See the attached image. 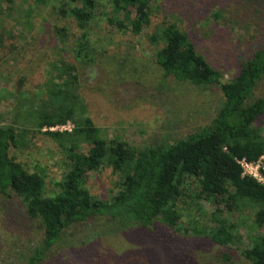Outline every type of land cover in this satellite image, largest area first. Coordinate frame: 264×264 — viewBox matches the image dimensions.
<instances>
[{
  "label": "rangeland",
  "instance_id": "374dc122",
  "mask_svg": "<svg viewBox=\"0 0 264 264\" xmlns=\"http://www.w3.org/2000/svg\"><path fill=\"white\" fill-rule=\"evenodd\" d=\"M237 1L155 0L149 7L148 24L132 35L107 24L110 6L107 0H98L86 30L97 56L91 66L76 69V81L68 86L99 137L141 148L170 144L206 127L221 103L218 87L196 88L163 77L154 63L161 43L151 44L148 37L161 23L174 22L193 39L197 52L220 73L221 81H230L251 51L245 43L253 44L251 37L258 38L264 29L260 22L264 15L253 9L235 15ZM59 6L57 0L45 5L16 0L9 7L0 2V125L11 122L15 99L22 93L28 101L22 111H37L39 98L45 99L40 92L45 91L48 79L55 78L53 67L59 62L73 63L72 43L80 32L72 19L58 16ZM213 13H220V17L214 19ZM61 26L69 33L64 43L53 34V27ZM258 96H264V82L254 89L253 97ZM74 114L78 118V112ZM254 126L264 138V115ZM23 128L27 130L25 145L10 149L9 155L28 173L41 171L44 195H52L57 191L54 183L65 171L64 153L41 134L45 129L32 134L31 125ZM71 128L67 122L49 131ZM117 183L118 176L104 163L87 173L84 187L90 196L108 201L115 195ZM183 189V196L176 201L180 219L175 232L161 224H156L155 233L150 235L137 227L115 230L103 217H96L67 228L41 264H224L219 257L222 252L230 256L226 264H248L239 250L264 233L263 227L253 224L254 206L239 204L229 213L220 206L223 213L218 216L213 203L195 198L193 179H184ZM23 213L17 199L2 200L0 196L2 264L20 263L41 238L38 226ZM211 215L235 226L234 244L223 249L203 237L202 233L214 225Z\"/></svg>",
  "mask_w": 264,
  "mask_h": 264
},
{
  "label": "trees",
  "instance_id": "16d2710c",
  "mask_svg": "<svg viewBox=\"0 0 264 264\" xmlns=\"http://www.w3.org/2000/svg\"><path fill=\"white\" fill-rule=\"evenodd\" d=\"M15 1L0 0L6 7ZM48 1L34 0L36 5H45ZM57 1L60 3L58 16L72 19L80 32L72 43L73 63L59 62L53 67L55 78L48 79L45 91L40 92L45 99L39 98L37 111H22L28 103L22 93L15 99L11 122L0 125V196L2 200L17 199L26 219L41 232L39 242L18 264H41L67 228L96 217H103L115 230L137 227L150 235L155 233V225L161 224L175 232L180 219L176 201L184 194V179L194 180L195 198L213 203L216 215L223 213L220 206L229 213L239 204L248 203L255 209L254 226L264 228V187L242 176L236 162L255 163L261 157L264 159V138L254 126L255 120L264 115V96L253 97L256 86L264 82V29L258 38L251 37L253 44L245 43L251 46L246 48L251 51L239 65L238 75L222 82L220 73L197 52L188 33L174 22L161 23L148 40L154 45L161 43L154 53V63L163 77L196 88L217 86L221 103L211 122L201 130L170 144L135 148L121 141L107 142L100 138L98 129L84 115V107L69 89L76 81V69L91 66L97 56L86 30L98 0ZM107 1L111 12L107 24L121 32L138 35L148 24L149 7L155 0ZM237 5L236 16L252 9L264 15V0H238ZM219 17L220 13H213L214 19ZM260 20L264 27V18ZM53 34L60 43L69 37L62 26L53 27ZM18 83L21 85L22 79ZM20 119L24 125L32 126V134H40L45 129L41 134L54 141L64 153L65 171L54 183L57 191L52 195H44L41 171V174L28 173L9 155L10 149L25 145L27 130L20 125ZM67 122L72 124L70 131L48 130ZM81 145L86 148L82 150ZM104 163L118 176L117 191L108 201L90 196L84 187L87 173L97 171ZM211 217L214 225L202 231L203 237L223 249L234 244L235 226L214 215ZM238 253L248 264H264V233ZM219 257L224 264L230 262L227 252Z\"/></svg>",
  "mask_w": 264,
  "mask_h": 264
},
{
  "label": "built area",
  "instance_id": "2783aa9c",
  "mask_svg": "<svg viewBox=\"0 0 264 264\" xmlns=\"http://www.w3.org/2000/svg\"><path fill=\"white\" fill-rule=\"evenodd\" d=\"M59 128H61V126L49 128L48 130H58ZM263 160V157H261L255 163H248L244 160L236 162L241 168L242 176L250 177L264 187V176L262 175L264 170Z\"/></svg>",
  "mask_w": 264,
  "mask_h": 264
}]
</instances>
